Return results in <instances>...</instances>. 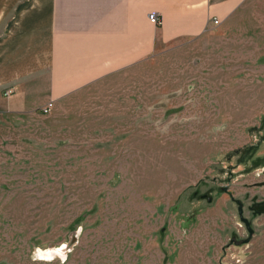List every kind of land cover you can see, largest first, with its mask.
<instances>
[{
	"label": "rangeland",
	"instance_id": "374dc122",
	"mask_svg": "<svg viewBox=\"0 0 264 264\" xmlns=\"http://www.w3.org/2000/svg\"><path fill=\"white\" fill-rule=\"evenodd\" d=\"M224 22L48 113L0 108V264H264V0Z\"/></svg>",
	"mask_w": 264,
	"mask_h": 264
},
{
	"label": "crops",
	"instance_id": "0c3cea01",
	"mask_svg": "<svg viewBox=\"0 0 264 264\" xmlns=\"http://www.w3.org/2000/svg\"><path fill=\"white\" fill-rule=\"evenodd\" d=\"M244 1L0 0V108H54L88 86L138 73L143 60L198 43Z\"/></svg>",
	"mask_w": 264,
	"mask_h": 264
},
{
	"label": "bare ground",
	"instance_id": "6f19581e",
	"mask_svg": "<svg viewBox=\"0 0 264 264\" xmlns=\"http://www.w3.org/2000/svg\"><path fill=\"white\" fill-rule=\"evenodd\" d=\"M77 235L72 234L71 235V239L68 242L63 243L61 246L59 247H55L52 246L50 248H47L44 252L43 255L46 258H53L55 256L54 252L58 253L61 257L66 256V253L72 248V246L74 245L75 241H76Z\"/></svg>",
	"mask_w": 264,
	"mask_h": 264
},
{
	"label": "built area",
	"instance_id": "2783aa9c",
	"mask_svg": "<svg viewBox=\"0 0 264 264\" xmlns=\"http://www.w3.org/2000/svg\"><path fill=\"white\" fill-rule=\"evenodd\" d=\"M148 20H149L150 22L154 23V24H158V23H159L158 14H157L156 12H150V13L148 14ZM211 23H212L214 26H217V25H219L220 20H219L218 18H216V17H213V18L211 19ZM11 92H12V90H11V89H8V90L6 91V94H10ZM51 108H52V102H49V103H47L45 106H43V107L41 108V112H42V113H48V112L51 110Z\"/></svg>",
	"mask_w": 264,
	"mask_h": 264
},
{
	"label": "water",
	"instance_id": "95a60500",
	"mask_svg": "<svg viewBox=\"0 0 264 264\" xmlns=\"http://www.w3.org/2000/svg\"><path fill=\"white\" fill-rule=\"evenodd\" d=\"M260 209H264V204L259 207ZM239 212L241 213V208L239 207ZM244 222H246V226H248V221L245 218H241Z\"/></svg>",
	"mask_w": 264,
	"mask_h": 264
},
{
	"label": "flooded vegetation",
	"instance_id": "af4514ba",
	"mask_svg": "<svg viewBox=\"0 0 264 264\" xmlns=\"http://www.w3.org/2000/svg\"><path fill=\"white\" fill-rule=\"evenodd\" d=\"M259 207H260V205H259V206L257 205L256 208H259ZM44 253H45V252H44ZM44 253H43V254H44ZM45 254H46V253H45ZM54 254L56 255V254H58V253L54 252ZM58 256H60V255L58 254ZM60 257H61V256H60Z\"/></svg>",
	"mask_w": 264,
	"mask_h": 264
}]
</instances>
